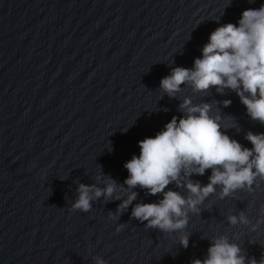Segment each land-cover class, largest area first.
<instances>
[{"label":"water","instance_id":"1","mask_svg":"<svg viewBox=\"0 0 264 264\" xmlns=\"http://www.w3.org/2000/svg\"><path fill=\"white\" fill-rule=\"evenodd\" d=\"M264 0H0V264H191L213 237L227 236L248 257L264 255V179L221 198V188L188 213L185 229L162 233L131 216L156 202L137 186L73 210L81 183L123 185L138 141L155 136L180 104L209 103L227 134L251 147L264 132L235 91L160 87L177 66L192 68L209 34L237 23ZM225 100H230L228 106ZM211 170L191 177L207 184ZM168 188L187 195L175 183ZM129 191L137 197L117 206ZM244 211L250 223L227 217ZM114 213L110 216L109 213ZM258 221H261L258 223ZM123 225L117 231L119 225ZM256 224L255 230L252 225ZM188 235V246L180 235Z\"/></svg>","mask_w":264,"mask_h":264},{"label":"clouds","instance_id":"2","mask_svg":"<svg viewBox=\"0 0 264 264\" xmlns=\"http://www.w3.org/2000/svg\"><path fill=\"white\" fill-rule=\"evenodd\" d=\"M181 85L196 92L213 87L218 92L231 89L248 116L264 124V4L243 10L237 23L220 24L209 34L192 68L177 66L160 81L161 89L170 97L181 91ZM223 103L228 106L231 101ZM180 109L183 115H174L155 136L138 141L139 155L133 154L124 163L128 175L123 185L111 176L103 188L81 183L71 208L87 212L94 199L103 195L106 200H120L118 194L114 195L118 188L139 186L152 195H162L156 202L136 203L131 216L146 222V228L176 232L186 228L189 211L198 213V205L216 191V186H220L224 198L239 189L251 191L257 177L264 179V132L248 131L245 138L252 146L246 147L227 134L221 123L223 117L212 115L209 103L193 104L185 98ZM209 169L207 184L191 179L193 174L202 176ZM173 183L177 189L185 188L187 195L167 187ZM136 197V191H129L117 212L127 209ZM227 220L231 225L250 223L243 210ZM122 227L119 225L117 231ZM256 227L252 225L253 230ZM179 239L187 248L188 235L182 234ZM96 264L106 262L97 257ZM191 264H264V255L259 260L248 257L239 244L222 235L212 238L204 259H194Z\"/></svg>","mask_w":264,"mask_h":264}]
</instances>
